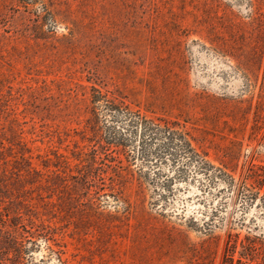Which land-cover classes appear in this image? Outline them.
Segmentation results:
<instances>
[{
  "label": "rangeland",
  "instance_id": "1",
  "mask_svg": "<svg viewBox=\"0 0 264 264\" xmlns=\"http://www.w3.org/2000/svg\"><path fill=\"white\" fill-rule=\"evenodd\" d=\"M0 248L264 264V0H0Z\"/></svg>",
  "mask_w": 264,
  "mask_h": 264
},
{
  "label": "trees",
  "instance_id": "2",
  "mask_svg": "<svg viewBox=\"0 0 264 264\" xmlns=\"http://www.w3.org/2000/svg\"><path fill=\"white\" fill-rule=\"evenodd\" d=\"M94 92H95V95H92L91 103L93 105V111L92 112L95 116L98 117L100 115L99 113L101 111L102 113H106V115H108L109 117H111L113 119H116L118 117H123V118L129 119L130 121H132L134 118L139 121L143 118L139 112L129 111L124 106V103H122L121 101H118V99L109 98L106 94H102L100 91H97L95 89H94ZM149 131H151V133H155V134L158 133L157 131L161 132V130H158L157 127H155V130L149 129ZM162 132H166L168 135H171L172 138L175 136L178 138L182 137L177 131H170L169 129H165ZM178 138H175V139H178ZM111 144H115V146H117L116 144H118V143L113 142ZM179 147L181 148V150L183 151L184 154L189 153V156H188L189 160L195 161L196 164L200 163L197 160L199 155H197L194 152V150L191 148V146L188 143L184 142ZM1 248H0V250L3 251V249H1Z\"/></svg>",
  "mask_w": 264,
  "mask_h": 264
}]
</instances>
